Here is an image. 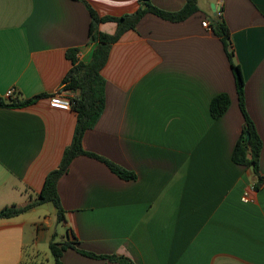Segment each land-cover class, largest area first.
I'll return each instance as SVG.
<instances>
[{
    "label": "crops",
    "instance_id": "crops-1",
    "mask_svg": "<svg viewBox=\"0 0 264 264\" xmlns=\"http://www.w3.org/2000/svg\"><path fill=\"white\" fill-rule=\"evenodd\" d=\"M150 1L165 12L186 3ZM198 5L180 22L146 14L112 44L102 70L105 109L82 144L136 179L77 157L57 186L65 221L49 203L0 219V264H22L35 252L48 260L54 235L78 241L62 264H120L81 251L131 264H264V185L253 202H242L256 183L248 166L233 161L245 118L227 47L202 24L220 17L229 27L245 109L263 144V175L264 0ZM140 6L141 0H0V100L37 98L24 108L0 107V209L36 199L73 141L77 114L51 108L49 99L72 94L63 82L72 68L67 51L78 50V60L88 63L98 46L89 38V8L99 18H120ZM116 30L115 21L97 29ZM223 93L231 103L215 119L210 103Z\"/></svg>",
    "mask_w": 264,
    "mask_h": 264
},
{
    "label": "trees",
    "instance_id": "trees-1",
    "mask_svg": "<svg viewBox=\"0 0 264 264\" xmlns=\"http://www.w3.org/2000/svg\"><path fill=\"white\" fill-rule=\"evenodd\" d=\"M199 0H186L185 6L176 12H165L156 7L150 0H141V6L136 12L117 17H103L99 18L95 11L91 8L90 15L92 18L91 28H89V38L91 42L98 43L96 50L92 54L90 62L83 63L78 60L76 53L78 50H68L67 57L72 63L71 70L66 74L63 82L66 84V89L72 92L74 96V104L72 110L77 114L76 126L71 144L65 148L61 164L50 172L46 178L45 185L37 198L31 200L26 206L19 207L12 205L0 209V219H9L15 216H20L38 205L52 203L56 208L57 220L59 222L65 221V211L58 194L57 186L60 178L68 172L70 164L79 156H89V158L97 159L107 165L112 173L124 180H135L136 176L133 172L125 170L119 165L111 162V160L90 153L83 147V140L85 133L92 130L98 120H100L105 109V79L102 77V70L108 61V55L113 43L117 42L121 36L129 30L136 29L139 21L146 14H154L163 20L170 22H180L188 19L199 10ZM104 21H115L118 24V30L113 35L102 34L97 31L98 24ZM211 27L216 33L215 35L221 37L224 41L227 51L228 59L231 69L235 76V87L239 98V107L245 118V125L241 136L237 142L236 148L233 152V161L240 165L248 166L252 171L251 174L256 178V187L260 188L261 177L259 175V161L260 152L263 148L262 140L259 137L255 125L250 119L245 109V95H244V76L238 64L234 61V53L231 51L228 44L230 34L229 27L226 22L217 17L211 23ZM34 99H16L9 102L0 100V107H28L35 103ZM231 99L228 94L223 93L217 95L210 103V113L213 118L218 119L228 109ZM249 135V139L247 137ZM70 234V233H69ZM69 236V235H68ZM57 240L54 235L49 243L50 256L53 259V264H62V256L68 249H77L78 241L72 237V240L67 239ZM88 257L107 259L108 261L118 262L120 264H131L130 260L124 256H108L96 255L93 253H85ZM39 254V253H38ZM27 255L22 264H47V259L38 260L39 255ZM45 262V263H44Z\"/></svg>",
    "mask_w": 264,
    "mask_h": 264
},
{
    "label": "built area",
    "instance_id": "built-area-1",
    "mask_svg": "<svg viewBox=\"0 0 264 264\" xmlns=\"http://www.w3.org/2000/svg\"><path fill=\"white\" fill-rule=\"evenodd\" d=\"M204 27H207L208 29H211V25L208 22V20H204L202 22ZM14 93V90L9 91L7 93L8 97H11ZM74 94L72 93H56L52 95L49 99V106L53 109H59L64 111H70L73 107V100H74ZM261 181H260V187L264 185V174L260 175ZM258 188L256 187L255 183L251 185V187L244 192L241 196L242 202L249 204L253 202L252 193L255 192Z\"/></svg>",
    "mask_w": 264,
    "mask_h": 264
},
{
    "label": "rangeland",
    "instance_id": "rangeland-1",
    "mask_svg": "<svg viewBox=\"0 0 264 264\" xmlns=\"http://www.w3.org/2000/svg\"><path fill=\"white\" fill-rule=\"evenodd\" d=\"M48 205H49V207H51V208L54 207L52 203L46 204L45 206L48 207ZM45 252H47L46 255L48 256L47 264H53V259H52V257L50 256L49 248H45ZM38 253H39V254H38ZM34 254H38V255H39V259H38V260H44V261L46 260V257H45L42 253H40V252H35ZM44 263H45V262H44Z\"/></svg>",
    "mask_w": 264,
    "mask_h": 264
},
{
    "label": "water",
    "instance_id": "water-1",
    "mask_svg": "<svg viewBox=\"0 0 264 264\" xmlns=\"http://www.w3.org/2000/svg\"><path fill=\"white\" fill-rule=\"evenodd\" d=\"M212 8H213V10H214V11H213V12H214V15L216 16V13H215V11H216V7L213 5ZM247 137H248V139H249V135H247Z\"/></svg>",
    "mask_w": 264,
    "mask_h": 264
}]
</instances>
